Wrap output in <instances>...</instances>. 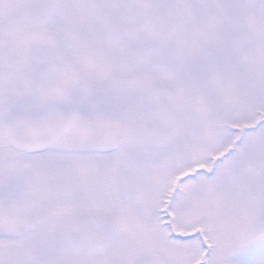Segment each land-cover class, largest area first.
I'll return each instance as SVG.
<instances>
[{"label": "snow or ice", "instance_id": "6c2138e0", "mask_svg": "<svg viewBox=\"0 0 264 264\" xmlns=\"http://www.w3.org/2000/svg\"><path fill=\"white\" fill-rule=\"evenodd\" d=\"M0 264H264V0H0Z\"/></svg>", "mask_w": 264, "mask_h": 264}]
</instances>
